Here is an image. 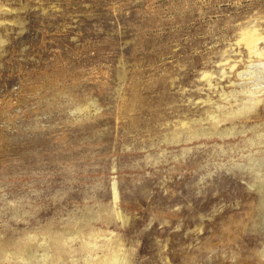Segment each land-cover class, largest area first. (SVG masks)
Wrapping results in <instances>:
<instances>
[{"label":"rangeland","instance_id":"1","mask_svg":"<svg viewBox=\"0 0 264 264\" xmlns=\"http://www.w3.org/2000/svg\"><path fill=\"white\" fill-rule=\"evenodd\" d=\"M258 65L264 0H0V264H264Z\"/></svg>","mask_w":264,"mask_h":264},{"label":"bare ground","instance_id":"2","mask_svg":"<svg viewBox=\"0 0 264 264\" xmlns=\"http://www.w3.org/2000/svg\"><path fill=\"white\" fill-rule=\"evenodd\" d=\"M248 38L249 39L247 41H248V45L250 46V50L255 49L257 47V43H258V41H257L258 37H257L256 33L255 32L254 33H250ZM256 67L257 68L256 69L253 68L251 70V72H252V75H254L255 78H258V80L255 81V83L260 85V86H262L264 84V66L263 65H260V66L258 65ZM114 253L115 252H113V254ZM117 255L118 254H115V255H113L112 257H109V258H107V257L100 258V263L99 264H121V260H120V258H118ZM53 262H55V261L53 260Z\"/></svg>","mask_w":264,"mask_h":264}]
</instances>
